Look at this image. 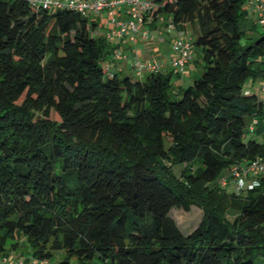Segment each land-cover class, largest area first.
I'll use <instances>...</instances> for the list:
<instances>
[{"label":"trees","instance_id":"obj_1","mask_svg":"<svg viewBox=\"0 0 264 264\" xmlns=\"http://www.w3.org/2000/svg\"><path fill=\"white\" fill-rule=\"evenodd\" d=\"M155 2L144 26L197 29L203 71L187 87L174 71L106 70L100 24L73 10L0 0L1 258L23 238L56 264H264V174L240 193L218 183L264 159L247 139L264 27L241 29L248 0ZM193 205L202 218L183 235L170 212Z\"/></svg>","mask_w":264,"mask_h":264},{"label":"built area","instance_id":"obj_2","mask_svg":"<svg viewBox=\"0 0 264 264\" xmlns=\"http://www.w3.org/2000/svg\"><path fill=\"white\" fill-rule=\"evenodd\" d=\"M34 10L39 9H69L77 12L83 17L96 21L105 15L107 22L101 26L95 36H103L106 40L125 39L135 45L137 37L142 40H153L155 35L141 26L145 17L155 13L158 4L155 0H26ZM252 11L256 14V23L264 27V0H248ZM166 23L170 30L176 31V36L171 42L173 57L170 67L176 74L182 75L192 60L194 47L191 42L184 40V32L178 30L167 16H157L156 22ZM112 61H124L127 59L125 53L119 49H113ZM106 70H110L106 64ZM133 71L138 74L157 73L162 70L163 64L156 58L143 59L135 50L131 62ZM261 92H264V85H261ZM250 91H246L249 94ZM264 174V159L254 160L245 167H232L228 174L223 175L218 183L226 187L229 181H233V189L236 193L244 189L252 190L259 185L258 177ZM2 264H26L23 258H1ZM35 264H46L45 261H37Z\"/></svg>","mask_w":264,"mask_h":264},{"label":"crops","instance_id":"obj_3","mask_svg":"<svg viewBox=\"0 0 264 264\" xmlns=\"http://www.w3.org/2000/svg\"><path fill=\"white\" fill-rule=\"evenodd\" d=\"M247 3L249 5V8H248L249 16H248V19L241 24V29L248 33H251L252 24L256 23V14L252 11V8L249 2ZM142 28L149 29L155 35V38L153 40H142L141 38L137 37V41L135 45L125 39L106 40V42L109 44L110 54L107 56V58L103 62V65L105 66L106 64H108L110 71L115 72L119 76L125 75V74L128 75V73H131L133 74L134 78L131 77L133 79L135 78L144 79L147 73L138 75L133 71L131 67V62L134 58V53L136 50L139 53L140 57L143 59H150V58L158 59L163 64V68L161 72L165 74L170 73L172 69L169 63L173 57V53L171 51V42L176 36V31L170 30L166 26V23H161L158 21L152 23V25H149V26L142 25L141 29ZM183 32H184V40L189 41L191 43L194 41L197 35V29L191 25H187L185 31ZM113 49L121 50L123 53L126 54L127 59L124 61H112L111 53ZM197 52H198V49L196 48L194 50L193 59L189 63L187 67V71L185 73H183L182 75H179V74L173 75L172 81L175 87L177 88L183 87L186 78L191 79L194 76V74L192 76L191 73L192 72L195 73V70L197 66L199 65V62H198L199 55ZM261 85H264V78L257 79L254 81H249L247 83V88L249 90H252L257 95L258 99L262 102L261 116L254 118L250 121L249 126L247 128V139H254L260 143L264 142V92H261L260 90ZM225 174L227 173L224 172L223 175ZM228 184L229 185L226 186L225 188L226 190H228L229 186H232L233 188L234 183L232 180ZM24 244L25 243H24L23 238H20L18 248L10 252V254L7 257H11V258L21 257L24 259L26 264H35L37 260H35L31 256L30 251L22 252L24 250ZM0 264H2L1 257H0ZM46 264H56V261L46 262Z\"/></svg>","mask_w":264,"mask_h":264},{"label":"rangeland","instance_id":"obj_4","mask_svg":"<svg viewBox=\"0 0 264 264\" xmlns=\"http://www.w3.org/2000/svg\"><path fill=\"white\" fill-rule=\"evenodd\" d=\"M245 7L249 8L248 3L245 5ZM96 17H98L100 26H104L106 24L107 17L105 15L102 14V16L100 17V14H99V15H96ZM202 71H203L202 64H199L195 70V73L194 72L191 73V75L193 76L194 74V76L191 79L186 78L183 88L189 86L194 78H198L201 75ZM128 75L130 77H133V74L131 73H128ZM173 171L175 175L179 177L181 172L183 171V166L173 167ZM231 191H232V186H229L228 192L230 193ZM231 216L232 215L228 213V217H231ZM170 217L175 221L176 225L178 226L182 234L188 235L200 223V220L202 218V211L200 208L194 205L191 206L188 211H184L183 209H180V208H174L170 212ZM29 251H30V248L25 243L24 250L22 252H29ZM17 258H21V257H17ZM93 264H102V263L97 258H95V260L93 261Z\"/></svg>","mask_w":264,"mask_h":264}]
</instances>
